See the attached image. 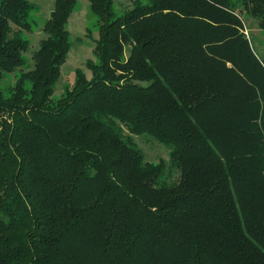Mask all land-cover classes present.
<instances>
[{"label":"trees","instance_id":"1","mask_svg":"<svg viewBox=\"0 0 264 264\" xmlns=\"http://www.w3.org/2000/svg\"><path fill=\"white\" fill-rule=\"evenodd\" d=\"M88 1L92 77L55 99L79 0H54L28 70L38 6L0 0V264H264V58L241 16L264 30V0Z\"/></svg>","mask_w":264,"mask_h":264},{"label":"rangeland","instance_id":"2","mask_svg":"<svg viewBox=\"0 0 264 264\" xmlns=\"http://www.w3.org/2000/svg\"><path fill=\"white\" fill-rule=\"evenodd\" d=\"M30 2L38 6V12L34 14V18L39 23L37 30H34L32 34H27L31 40V52L27 56L29 66L25 70L31 69L34 66V60L32 53L39 47L42 39L45 38V34L42 32L41 27L43 23L50 18V14L54 9V0H29ZM150 0H119L115 3L114 10L116 15L121 16L127 10L135 7L138 2L143 4L148 3ZM244 21V32L247 38L251 41L252 46L256 52L264 58V30L259 26V21L247 12H243L241 15ZM98 21L95 15L91 12L90 3L88 0H79L78 6H76L68 24V30L71 36L72 47L68 54L67 61L61 68V78L56 86L55 99L60 98L64 94V90L69 86L73 87L76 79V71L81 69L88 79L92 77L91 70L87 67L89 60L96 61L94 55L95 43L94 39H98ZM92 35L93 38H88V35ZM129 53L125 54L127 58ZM18 74V73H17ZM17 76H9L3 83L4 87L12 85L16 82ZM125 134H129V131L124 128ZM137 146L143 151L145 159L148 162L158 163L160 160H164L168 167L166 170V177L169 182L177 181L180 176V172L174 169L170 165V150L167 146L153 140L149 136H133Z\"/></svg>","mask_w":264,"mask_h":264}]
</instances>
